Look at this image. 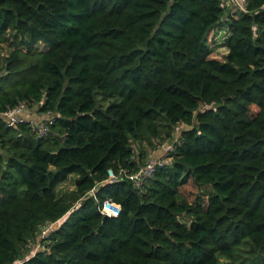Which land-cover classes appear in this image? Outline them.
<instances>
[{
    "label": "trees",
    "instance_id": "16d2710c",
    "mask_svg": "<svg viewBox=\"0 0 264 264\" xmlns=\"http://www.w3.org/2000/svg\"><path fill=\"white\" fill-rule=\"evenodd\" d=\"M222 1L0 0V112L53 115L44 136L0 116V264H264V0ZM175 130L140 186L107 180Z\"/></svg>",
    "mask_w": 264,
    "mask_h": 264
},
{
    "label": "built area",
    "instance_id": "2783aa9c",
    "mask_svg": "<svg viewBox=\"0 0 264 264\" xmlns=\"http://www.w3.org/2000/svg\"><path fill=\"white\" fill-rule=\"evenodd\" d=\"M234 8V11H245V0H229ZM33 108V107H32ZM32 108H29L25 101H18L13 106L7 107L5 110L0 112V116L3 117L6 125L15 126L18 122H26L28 126L38 135L44 136L48 133L49 126L53 122V115L50 112H38L39 114L34 115L32 113ZM176 137L171 139L168 143H160L157 146L165 147L164 153L168 157V153L173 150V143ZM165 159H150L145 161L142 165H139L137 170L129 171L126 168H119L117 171L109 168L107 170V180L119 182L124 178L129 179L136 186H140L144 180L149 178L155 171L156 166L162 165ZM98 187V186H97ZM96 187V188H97ZM95 189L90 191L91 196H95ZM99 210L102 214L110 217H115L120 212V207L118 204L112 202L109 199H104L101 202ZM57 221L48 223L41 231V236H45L53 230L56 226Z\"/></svg>",
    "mask_w": 264,
    "mask_h": 264
},
{
    "label": "rangeland",
    "instance_id": "374dc122",
    "mask_svg": "<svg viewBox=\"0 0 264 264\" xmlns=\"http://www.w3.org/2000/svg\"><path fill=\"white\" fill-rule=\"evenodd\" d=\"M223 2V1H222ZM228 3V4H226ZM223 4L226 5V8L229 9L231 8L230 5L231 2L229 0H224ZM239 12V11H238ZM226 35V25L223 24L222 28H214L213 31H211L210 35H209V40H208V44L210 45L212 52L210 57L218 59V60H223L225 57V54L227 52V48L225 47L224 43H222L224 37ZM42 46L38 45L36 47L37 50H42ZM12 50V47L9 46L8 42H3L0 44V64L2 61V57L1 55H9L10 51ZM26 53V51H22L20 54H24ZM32 113L36 114L37 111V106H33L32 108ZM179 127H177L178 129ZM178 133H176V130L174 131V133L172 134V139L173 138H177ZM165 139V138H163ZM169 141H171L170 139H165L164 141H157L154 140V146H148L146 147V154L143 157V162L150 160V159H165L164 162H169L170 161V157L166 155V153H164L163 150H165V147H161V146H157L158 143H160L161 145L164 143H168ZM136 148H139V146H136ZM138 152V151H137ZM76 178L75 174H71L68 176V178L61 182L58 186H57V190L58 192L60 191H69L71 189H73V184H74V179ZM180 192L181 194L189 201L193 200L197 189L192 185V183H187L185 185H183L180 188ZM182 221H185L186 223H189V220L186 218H182ZM38 234L35 236L34 240L29 241V243L25 246L24 249H22V256H26L29 253H33L36 249V247H42V244L40 246L39 242L37 241L38 238ZM20 262V260L16 261L13 264H18Z\"/></svg>",
    "mask_w": 264,
    "mask_h": 264
},
{
    "label": "crops",
    "instance_id": "0c3cea01",
    "mask_svg": "<svg viewBox=\"0 0 264 264\" xmlns=\"http://www.w3.org/2000/svg\"><path fill=\"white\" fill-rule=\"evenodd\" d=\"M226 4H228V3H226ZM231 6V8H229V12H230V14H232L233 12H234V8L232 7V5H230ZM34 114V113H33ZM37 114H39L38 112L36 113V114H34V115H37Z\"/></svg>",
    "mask_w": 264,
    "mask_h": 264
}]
</instances>
